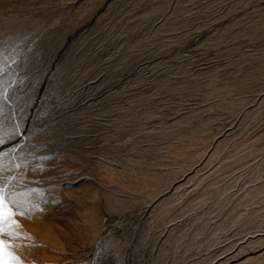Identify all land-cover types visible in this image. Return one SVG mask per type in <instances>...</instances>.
Here are the masks:
<instances>
[{
    "label": "rangeland",
    "instance_id": "374dc122",
    "mask_svg": "<svg viewBox=\"0 0 264 264\" xmlns=\"http://www.w3.org/2000/svg\"><path fill=\"white\" fill-rule=\"evenodd\" d=\"M0 47L21 264H264V0H0Z\"/></svg>",
    "mask_w": 264,
    "mask_h": 264
},
{
    "label": "snow or ice",
    "instance_id": "6c2138e0",
    "mask_svg": "<svg viewBox=\"0 0 264 264\" xmlns=\"http://www.w3.org/2000/svg\"><path fill=\"white\" fill-rule=\"evenodd\" d=\"M5 66V53L0 47V75ZM28 207L25 200L18 198L14 191H9L6 182H0V264H21V259L12 251L13 244L21 239L18 231L21 227L15 217L19 215H31L33 209ZM25 241L30 237L24 236Z\"/></svg>",
    "mask_w": 264,
    "mask_h": 264
}]
</instances>
